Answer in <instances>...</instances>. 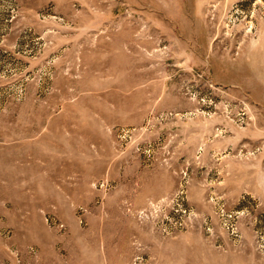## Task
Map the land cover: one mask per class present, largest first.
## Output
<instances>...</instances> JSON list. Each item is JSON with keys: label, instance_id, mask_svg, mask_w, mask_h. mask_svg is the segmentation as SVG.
I'll return each instance as SVG.
<instances>
[{"label": "rangeland", "instance_id": "1", "mask_svg": "<svg viewBox=\"0 0 264 264\" xmlns=\"http://www.w3.org/2000/svg\"><path fill=\"white\" fill-rule=\"evenodd\" d=\"M244 239L264 264V0H0V264Z\"/></svg>", "mask_w": 264, "mask_h": 264}, {"label": "crops", "instance_id": "2", "mask_svg": "<svg viewBox=\"0 0 264 264\" xmlns=\"http://www.w3.org/2000/svg\"><path fill=\"white\" fill-rule=\"evenodd\" d=\"M242 171L246 173L247 169ZM240 183L242 185L243 182L240 181ZM207 245V250L203 248L202 250L208 254V264H262V257L250 243V240L245 241L244 239L238 248H230L223 252L212 247L209 243ZM237 254L240 258H237Z\"/></svg>", "mask_w": 264, "mask_h": 264}, {"label": "built area", "instance_id": "3", "mask_svg": "<svg viewBox=\"0 0 264 264\" xmlns=\"http://www.w3.org/2000/svg\"><path fill=\"white\" fill-rule=\"evenodd\" d=\"M229 217L231 218V215Z\"/></svg>", "mask_w": 264, "mask_h": 264}]
</instances>
